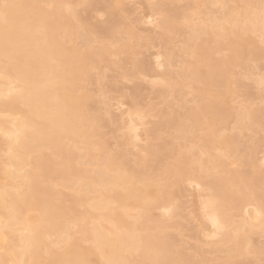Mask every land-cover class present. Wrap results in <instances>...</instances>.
I'll return each instance as SVG.
<instances>
[{"label": "bare ground", "instance_id": "1", "mask_svg": "<svg viewBox=\"0 0 264 264\" xmlns=\"http://www.w3.org/2000/svg\"><path fill=\"white\" fill-rule=\"evenodd\" d=\"M35 1L38 3L39 0ZM48 1L52 6L49 5L47 10L40 9L34 0H5L10 7L7 10L0 7V116L8 114L10 117L5 123L0 122V133L5 137L2 142L7 147L3 152L5 158H0V264H195L191 255L172 246L168 235L150 231L144 235L137 234L140 229L157 232L167 227L165 218L153 217L152 209L160 207L162 216H171L178 207L170 201L168 189L170 185H179L183 181L194 183L199 189V217L203 222L200 228L205 231L204 236L214 240L219 237L218 243L230 242L225 250L226 257L213 264H234L237 256L264 254V241L257 246L251 243V233L264 226V189L257 188L260 179L255 171L262 172L258 168L253 172L250 169L249 174L247 170L246 173L241 170L242 173L236 168L221 169L227 149L224 147L236 151L241 144L237 134L220 133L217 127V123L230 121L242 129L248 124L261 125L264 108L251 103L252 93H245L246 99L236 106L230 105L236 101L234 98L238 97L236 93L241 85L237 82L232 86L235 80L230 78L232 69L240 67L243 77L254 78L260 88L264 85V74L253 71L254 67L259 68L264 58V0H240L241 3L235 7L227 5L230 0H208L207 4H219L218 13L215 9H208V16L195 22L184 11L182 23L178 19L181 16H178L180 12L175 0L166 4L147 0L150 8L146 14L143 13L142 19H146L144 22L153 32L144 38L137 34L133 24L124 23L123 17L117 16L118 12L125 11L123 14H126L122 5L124 0H108L105 4L103 2L102 9L108 15V22L111 19L115 21H111L108 27L94 25L92 29L93 34L103 37L106 46L101 42L99 47H93L92 38L84 32L83 35L89 36L85 38L87 42H84L83 50L73 45L65 47L56 37L59 34L57 28H63L65 36L72 42L78 36L77 30L81 26L76 29L68 23L72 16L78 19L74 9L77 0ZM200 1L203 0H189L186 5L189 8ZM78 3L81 4V0ZM83 3L87 1L83 0ZM39 9L43 12L39 13ZM198 9L200 11L201 8ZM185 10L188 11L187 8ZM19 12L24 16L20 17ZM33 18L36 22L31 20ZM25 19L36 23L35 26ZM83 29L81 32L85 31ZM158 29L162 47L152 53V68L132 55L135 46L147 47L154 43ZM118 33L126 34L128 38L134 36L137 40L131 45L123 42L119 45ZM167 33L185 34L188 40H192L184 48L189 59L184 58L182 66L174 72L166 69L177 61ZM251 33L260 35V43L248 35ZM111 45L120 47L113 46L117 49L112 50ZM221 51L225 57L215 58L214 52ZM53 52H57L59 57L55 59ZM112 53L122 54L118 62L113 61L120 77L150 75L155 80L152 86L163 82L165 87L159 91L161 96H168L174 90L192 84L194 95L191 97L199 99L186 110L183 120L167 118L163 109L158 110V114L162 119L166 118L159 123L173 127L179 138H186L188 133L194 135L198 130L202 132L195 143L199 148L195 159L192 158L194 145L183 146L184 149L179 146L182 150L172 155V143L163 141L166 146L162 143L161 146L166 147V151L170 150L168 153L174 158L161 167L162 178L144 172L152 167L150 162L160 157L161 161L166 152L159 144L139 145L143 136L155 135L156 126L147 129V112L144 106L138 105L134 89L127 99L119 96L116 108L121 113L119 116L124 115L122 119L125 122L121 124L125 134L132 144L140 146L143 154L136 156L134 167L124 161L121 154L108 153L106 140L101 135L102 116L94 107L90 110L93 109L90 108L93 97L85 91L82 82L89 80L90 70L100 62L105 61V64L108 54ZM126 63L131 64L129 69ZM104 64L103 67L106 66ZM154 68L157 73H153ZM100 91L110 105L109 96ZM20 104L25 108L22 109ZM94 136H98V142L93 141ZM93 146L101 155L91 152ZM217 148L221 152L212 154L211 150ZM249 148L254 151L253 145ZM74 151H80L78 162L81 160L84 165L91 164L93 159L96 161V169H92L94 174L89 168L74 167L73 162L77 161L76 158L72 160L76 155ZM203 155L205 158H201ZM195 162L198 164L196 167L193 165ZM262 162L264 165V154ZM245 163L249 165L248 161ZM253 163L250 162V166L254 170L256 166ZM45 181L48 184L44 185ZM138 183L140 187L136 185ZM59 185L71 188L72 192L63 195L58 190ZM118 187L122 190L116 191ZM19 188L23 192L20 193ZM90 192L95 196L87 197ZM60 197H64L68 205ZM81 202L87 206L83 210L77 209ZM249 205H252L250 210L247 208ZM117 208L123 211L116 212ZM133 208L136 211L131 215L128 211ZM235 209L244 212L236 225L232 213ZM104 221L112 229L104 226ZM72 228H76L74 235L69 232ZM77 232L81 237L77 238ZM49 237H53L51 242ZM80 241L87 244L80 246ZM58 243L62 245L61 251L54 248ZM44 253L49 258H45ZM133 253H138L139 259L131 258Z\"/></svg>", "mask_w": 264, "mask_h": 264}, {"label": "rangeland", "instance_id": "2", "mask_svg": "<svg viewBox=\"0 0 264 264\" xmlns=\"http://www.w3.org/2000/svg\"><path fill=\"white\" fill-rule=\"evenodd\" d=\"M47 1L48 0H39L37 3L34 0V2L37 4V6L38 7L41 6L40 9H43V10H47L49 8V5L52 6L51 4H49V1L47 4ZM77 1L80 2V0H77ZM77 1H76V5L74 2V6H75L74 9L77 11L76 17H78V19L75 18V16H72V18H70L71 21L68 20V23L70 26L75 27L76 29H77V27L81 26V28H84L83 30H85V31L81 32V30H80L81 28L80 29L78 28L80 32L77 30L78 36L72 42V41H70L68 36H65V34H64L65 30L63 28H61V29L57 28L58 31L57 30L56 31L59 33L58 36L56 34V37L58 38L57 40L60 43H63L64 46L66 45L65 47H70L73 45L76 48L83 50V48H85L84 46L86 45L84 42H87L86 41L87 39L85 40V38L90 35V37L93 40L92 46L93 47H95V46L99 47L100 45H102L101 42H103L102 41L103 37L101 39V37H100L101 35L98 36V35L92 33L93 27L95 28L94 25H96V27H99L98 25H107V27H108V25L110 24L111 21L112 22L115 21V20L113 21L112 19L110 21V19H109L110 22H108V15L105 13L104 9H102V6H104V4L108 0H86L87 3H83V0H81V4L78 3ZM86 1L84 0V2H86ZM169 1H171V0H151V2L154 4L158 3V2L166 4ZM3 2L5 3V0H1L0 4H4ZM103 2H104V4H103ZM124 2L125 3H122V5L124 7L123 10L124 9L126 10V14H123V13H125V11H123V13L118 12L117 16L123 17L122 19H123L124 23L130 22L131 24H133V26L136 27V29H137L136 30L137 34L140 35L141 37L144 38L146 36L152 35L153 31L151 29H148V28H150V25H148L144 22L146 19H142L143 13L146 14L150 8V5L148 4L147 0H128V1L124 0ZM175 2H176L177 7H179L180 14L178 16H181L184 13L186 15V12H187V14L189 13L188 15L190 17L192 16L191 18L193 20H195V22H198L200 20V18L205 19L208 16V12H207L208 9H209V11H211V9H212V11H213V9H215V11L217 10L216 11L217 13H218V9H219L218 3L213 4L214 5L213 6V5H210L209 3L208 4L206 3V2H209L208 0L200 1L198 4L194 3V6L192 5L193 1L189 2V0L188 1L187 0H175ZM188 2L192 3L191 4L192 6H189V8L187 7L188 5H186ZM238 3H241L240 0H230L227 2V5H231L232 7H235L238 5ZM122 5H121V7H122ZM196 5H197V7H196ZM204 7H205V9H203ZM186 8L188 9V11L185 10ZM198 8H201L202 10L200 9V11H199ZM40 9H39V13L43 12ZM197 12H200V13H197ZM205 12L207 13V15ZM192 13H193V15H192ZM194 14H195V18H194ZM19 15H20V17L24 16L21 14V12H19ZM34 18L31 20H34L36 22V19H34ZM122 19H120V20H122ZM128 19H129V21H128ZM178 19H179L180 23H182L184 21L182 16L179 17ZM27 20H29V19H27ZM29 23L34 25V26L36 24V23L34 24L30 20H29ZM100 27H103V26H100ZM104 27H106V26H104ZM156 31H157L156 35H158V37L157 36L154 37V35H153V37L155 39L154 43H151L147 47L141 46L139 48L138 46L137 47L135 46L134 54L132 55L133 58L144 60V63L149 65L152 68L154 67L153 66L154 63L152 61L153 60L152 59V56H153L152 53L156 49H160L162 47V43H161V40L159 38L160 29H158ZM84 32L86 34L88 33L89 35H87V36L83 35ZM161 33H162V30H161ZM118 34H120V33H118ZM118 34L116 36H117V38H120V40L118 39L119 41L117 40L119 45H122L124 43H126V44L128 43L131 45L132 43H135L137 40L136 37H134V36H132V38H130V37L128 38V36L126 34L122 33L118 37ZM168 35L170 37V46L172 47V49H173L172 51L176 55L177 61L173 64V67L167 66L166 69L168 70L170 68L169 71H171V69H172L173 70L172 72H174V71L179 70V68L182 66V60H184V58L189 59L188 58L189 56L186 53H184V48L187 45H190L192 43V40L191 41H190V39L188 40V38L185 34H183V35L182 34L181 35H175V34L171 35V33H169ZM248 35L251 38H253L254 40L258 39V43H260L259 42L260 35L258 33H255V34L251 33ZM103 43H105V41ZM210 44L213 45L214 42L213 43L211 42ZM104 45L106 46V43ZM119 45H113V46L117 47ZM113 46L110 49H112V50L117 49V48H113ZM109 47H110V45H109ZM223 53L227 55L228 51L223 50ZM223 53H222V51L219 53L214 52L213 55L215 58L216 57L217 58L225 57ZM118 55L119 56H117L113 53L108 54L107 61H109L110 64L107 61L105 64L103 63L105 61L100 62V64L97 67H94L90 70L91 71L90 72V76H91L90 79L82 82V85L84 86L85 91H87L88 94L91 97H93V98H91V101H90V108L94 107L96 110H99L100 116H102L103 120L102 119L100 120V123H102V125L100 124L101 132H102L101 135H102V137H104V140H106L107 148H108L107 150H109L108 153L109 154L117 153L119 155L121 154L122 159L124 161H127V163L130 164V166H134V161H135V158L137 155L143 154L140 146H147V144H150V145L155 144V146H156V144L157 145L159 144L158 146L163 148V151L166 152L164 154V156L167 155L165 157L166 161H165V159L163 160L164 156L162 157L161 161H160L161 157L159 158V160L155 159L158 162L156 163L155 160L153 162H150V165H152V167L145 169L144 172H146L147 174H149L151 176L154 175L153 177H155V178H160V177L162 178L161 172L163 169H161V167L165 166L164 164L171 162L173 160L171 158H174V157L171 156L170 152L168 153V151H170V150H168L169 148L167 149L168 151H166V149H165L166 147H162L161 143H162V145L164 144L163 146H166L165 142H163V141H166V142L169 141L170 144L172 143L171 146L173 147V150H174V152L171 151L172 155H175L176 151L182 150V148L180 149L179 146L180 147L181 146L182 147L183 146L189 147V146L194 145V148L192 150V153H194V155H193L194 157H192V158L195 159V157L199 155V148H197L195 143L198 141L197 140L198 136L200 137L201 136L200 133H202V132L198 130V131H196V134H194V135L193 134L191 135L188 133L186 138H179L180 136L178 135V133L175 134L173 127H170V126L167 127L165 125L163 126V124H165V123H163V124H160V123H162L166 119L165 116L166 117L168 116L167 118H170V119L171 118L172 119H178V117H179L181 120H183L184 118H182V117H184L183 115L186 113V110L193 107L195 101L198 100L199 97L198 98L195 97L194 100L191 97L194 95V92L192 91V84H186V85H184L185 87L182 86L178 90H176V91L174 90L172 93H170V95H172V96L166 95L165 96L166 98H165L164 95L161 96L159 93L161 88L165 87L163 82H160V83L156 84L155 86H152L153 85L152 83H154L155 80H154V77H151L150 75H147L148 77L141 75V74L136 75L134 77H132V76L120 77V75L118 74L119 69H117L113 64V61L118 62L119 58H121V56H122V54H118ZM52 56H55V59L59 57L57 52H53ZM107 63L109 65H107ZM103 64L106 66L103 67ZM125 66H126V68L129 69L131 67V64L126 63ZM254 66H256V65H254ZM258 66H259V68L254 67L253 71H255L256 73H260L261 75L264 74V58H263V62L261 61V64H259ZM239 68L240 67H234L231 71L232 76L230 75L231 76L230 79L235 80V81H233L232 86H234V84L237 85V82H238V85L241 84L240 88H238L239 91L237 90L238 92L236 93L238 95V97L234 98V100H236V101H233L232 103L230 102V105L236 106L240 101H244V99H246L245 93H250V94L252 93L253 96H251V97H253V98H251V97L250 98L253 102L250 100L251 103L258 108H264V85L261 86V88H262L261 89L255 83V81H253L254 78L243 77L242 76V74H243L242 69L240 68L241 69L240 70ZM258 70H259V72H258ZM155 71H156V69L154 70L153 73H157ZM243 83L245 86L243 85ZM194 85L198 86V87L202 86L201 84H194ZM136 87H139V88H137V90H135ZM100 90H102L104 93H106L107 94L106 96H109L110 99H108L109 100L108 102L110 103V105L106 102V100H104L105 98H103L102 92ZM132 90L136 91V95H137L136 99L139 100L138 105H140V107L144 106L143 108L147 112V115L145 117V121L148 122V123H146V127L148 126L147 129L154 128L156 126L154 128L156 130V132H153L155 135L153 136V134H151L147 137L143 136V139L140 142L141 144L139 143L140 146L132 144L131 140L125 134L124 128H122L123 124H121V123L125 122V120L123 121L124 115L119 116V115H121V113L116 108V100L119 99V96L122 97V95H123V96H125V99H127V98H129V94L131 93ZM119 93H122V94H119ZM259 94L261 95V97H259L260 96ZM182 101H183V103H182ZM20 107L23 109L24 106L22 104H20ZM94 108L90 109V110L92 111V110H94ZM109 109H110V111H109ZM162 109L166 112V115L163 117V119L158 114V110L160 111ZM108 111H109V113H108ZM7 115L6 114L3 115L4 117L0 116L1 117L0 118L1 123H5L7 120L10 119V117L9 116L7 117ZM122 117H123V119H122ZM161 126H163V127H161ZM217 127L219 130H221L220 133H223V134L235 133V134H237L238 143L241 144L240 147H238L239 145L237 146L238 149L237 150L235 149L236 151H231L228 149V147H224V148H227V149H225L226 150V155H225L226 157L223 156V158H225V160H223V158H222L221 169L224 168V170L227 171L228 169L229 170H232V169L235 170V168H236L237 171L242 172L241 170H244L245 173L247 170L248 171L247 174H249L250 169H251V172H253V171H255V169L258 168L257 170H259L262 173L259 174L258 171H255V174L257 173L258 178L260 179V182H258L259 184L257 185V188L259 190L264 189V165L261 164V163H263L262 157L264 154V116L261 118V125L250 126L248 124V125H244L243 129H242V127L236 128L237 125L234 124L233 121H230L229 123H226V124L225 123H217ZM145 133L147 134V131ZM166 136H167V138H166ZM172 136H174V137H172ZM192 136H194V137H192ZM2 138H5V137H3L0 133V156H1L0 158L3 160L5 158L4 157L5 153H3V152H5L4 150L7 147H5V143L2 142ZM97 138H98V136H94L93 141L96 140L98 142L99 139H97ZM218 138L219 137H217V139ZM248 145H251V146H248ZM252 145H253V150L256 153L249 148V147H252ZM172 147L170 149H172ZM184 147H183V149H184ZM227 150H229L228 151L229 154L227 153ZM91 152H93L94 154L100 153V152H98V149L96 148V146L92 147ZM220 152H221L220 148L211 150V153L215 154V155L219 154ZM47 153H49V151ZM75 154H76L75 157H73L74 159L72 158V160L77 159V161H74V162L72 161L74 164V167H77L78 169L79 168H85V167H86V169L89 168V170L91 169L90 173L92 171L93 173H91V174H94V171L92 169H94V168L96 169V167H94V166H96V164H95L96 161L93 159V161L91 160V164L88 163V165H84L81 160H79V162H78V159H79L78 156L80 154V151L75 152ZM100 155H101V153H100ZM203 156L204 157H201V158H205V155H203ZM253 157H255V158L253 159ZM2 160H0V161H2ZM129 161H130V163H129ZM247 161H248L249 165L245 163ZM253 161L255 162V164L254 163L253 164L256 166L254 168V170L252 168L253 166H250V162H253ZM159 162H161V163H159ZM151 163H153V164H151ZM153 165H155L154 169H153ZM193 165L196 167L198 164H197V162H195ZM258 165H260L261 167L260 168L257 167ZM252 174H254V173H252ZM10 181H12V183H14V180H10ZM8 182H9V180H8ZM44 183H45L44 185L48 184V182H46V181ZM9 185H11V183ZM136 185L138 187L141 186V184H139V183ZM59 186H60V188H59ZM59 186H58V190L63 195H69L72 192L71 191L72 189L69 187H66V186L62 187L61 185H59ZM170 186H169L170 188L168 187L169 188L168 191L171 195L170 201L172 200L171 202L174 205L177 204L178 208L173 212V214H171V216H165V217L161 215L162 210L160 207H155L154 209H152L153 210L152 211L153 217H157V219H158V217L159 218H165L164 220L167 221L166 222L167 227L163 228L162 230L160 229V231H157V232H155L156 230L153 231V230H147V229L146 230L140 229L137 232V234L144 235L146 233H149V231H150L152 233H156V234L161 235V236H164L165 234L168 235L169 236L168 239L171 241L172 246H174V248L178 247L177 249L181 250V252H184L188 255H191L194 258V261H196L195 264H213L214 262H216L220 259H224L226 257V255H225L226 251L225 250L230 245V242L229 243L227 242L228 244L226 242H225L226 244L225 243L223 244L219 241L220 243H218L219 237H217L218 240L216 237H215L216 238L215 240H214V238L208 239L207 237L204 236L205 231H202L200 228V225L203 224V222L202 223L200 222L202 219H201V217H199V213H200V209L198 206L199 205L198 204L199 203V197L197 195L199 193V189L195 187L194 183H190L189 181H183L179 185H170ZM177 186H179V187L177 188ZM22 188L24 189V186ZM22 188L18 189L20 193L23 192ZM18 190H17V192H18ZM117 190L121 191L122 188L118 187V188H116V191ZM259 190H257V191H259ZM106 194L111 195L112 192H110V193L107 192ZM90 195L95 196V193L90 192L89 195H87V197L88 196L91 197ZM60 199L63 201V203L65 205H68V201L65 200L64 197H60ZM58 200H56V201H58ZM82 204H83V202H81L80 205H78L77 209L83 210L85 207H87L85 203L83 205ZM247 208L249 210L252 209V205H249ZM121 209L122 208H117L116 212L123 211V209L122 210ZM135 211H136V208L135 209L133 208L132 210H129L128 213L133 215ZM242 211L243 210H240V209L232 210V213L234 215V221H235L234 225L239 223V221H241L242 217L244 216V214H243L244 212H242ZM33 213L36 214V212H31V214H33ZM102 213H104V212L102 211ZM130 220H131V218H128V221H130ZM236 221H238V222H236ZM102 223L104 226L112 229L110 224L108 223L109 224L108 225L106 221H104ZM261 227L262 228H260V227L256 228L253 231V233H251L252 245L257 246L261 242L264 241V226H261ZM75 229L76 228H72V230H70L69 232H71L74 235ZM75 235L77 236V238L81 237V234H79L78 232ZM170 237H171V239H170ZM52 239H53V237H49L48 240L51 242ZM48 240H47V242L49 243ZM86 244L87 243L84 241L79 242L80 246H84ZM54 248L56 251H61V249H62L61 243H58L56 245V247H54ZM199 248L201 251L199 250ZM195 249L199 252L197 253V251ZM133 254L134 255H132L131 258H133L135 260H137V258L139 259L138 253H133ZM201 254H203V255L201 256ZM43 256L45 258H49L48 254L44 253ZM235 263L236 264H264V254H251V253L248 255L243 254V255L237 256L235 258L234 264Z\"/></svg>", "mask_w": 264, "mask_h": 264}, {"label": "snow or ice", "instance_id": "3", "mask_svg": "<svg viewBox=\"0 0 264 264\" xmlns=\"http://www.w3.org/2000/svg\"><path fill=\"white\" fill-rule=\"evenodd\" d=\"M0 7H2L4 10H7L10 7V5L5 3V4L0 5ZM4 17L6 18V11L4 13Z\"/></svg>", "mask_w": 264, "mask_h": 264}]
</instances>
